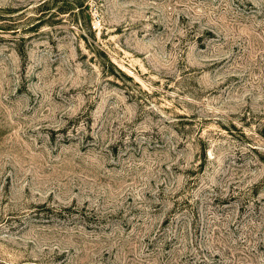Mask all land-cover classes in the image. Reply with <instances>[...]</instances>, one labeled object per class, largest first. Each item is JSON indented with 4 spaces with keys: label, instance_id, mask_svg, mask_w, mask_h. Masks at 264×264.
Instances as JSON below:
<instances>
[{
    "label": "rangeland",
    "instance_id": "rangeland-1",
    "mask_svg": "<svg viewBox=\"0 0 264 264\" xmlns=\"http://www.w3.org/2000/svg\"><path fill=\"white\" fill-rule=\"evenodd\" d=\"M40 1L0 0V264H264V0Z\"/></svg>",
    "mask_w": 264,
    "mask_h": 264
},
{
    "label": "trees",
    "instance_id": "trees-1",
    "mask_svg": "<svg viewBox=\"0 0 264 264\" xmlns=\"http://www.w3.org/2000/svg\"><path fill=\"white\" fill-rule=\"evenodd\" d=\"M85 0H42L38 3V6L36 7L38 10H44L49 9L56 6L55 10L58 12H62L65 14L73 13L77 14V10H82L84 7H86ZM76 12V13H75Z\"/></svg>",
    "mask_w": 264,
    "mask_h": 264
}]
</instances>
